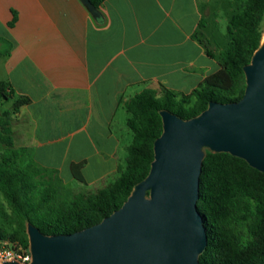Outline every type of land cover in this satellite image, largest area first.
I'll list each match as a JSON object with an SVG mask.
<instances>
[{
    "label": "crops",
    "instance_id": "obj_1",
    "mask_svg": "<svg viewBox=\"0 0 264 264\" xmlns=\"http://www.w3.org/2000/svg\"><path fill=\"white\" fill-rule=\"evenodd\" d=\"M225 1L104 0L99 16L82 0H0L12 45L0 82L31 99L12 114L15 145L62 182L84 162L81 184L110 183L124 167L125 102L145 89L189 94L220 69L209 29Z\"/></svg>",
    "mask_w": 264,
    "mask_h": 264
},
{
    "label": "trees",
    "instance_id": "obj_2",
    "mask_svg": "<svg viewBox=\"0 0 264 264\" xmlns=\"http://www.w3.org/2000/svg\"><path fill=\"white\" fill-rule=\"evenodd\" d=\"M100 16L104 0H90ZM14 22H11V25ZM229 45L219 54L220 69L206 77L189 94L165 89L161 94L145 89L125 102L127 126L133 141L127 147L126 165L110 183L93 192L78 193L69 202L58 201L57 185L50 182L33 201L32 179L44 168L30 158L26 167L15 159L26 151L14 142L12 114L28 104V96H15L9 82H0V104L13 101V108L0 115V142L7 147L0 164V190L18 213L16 227L0 238L30 247L27 223L47 235L68 234L90 227L120 208L134 186L149 173L154 160V143L163 132L161 110L184 119L199 115L210 101H238L245 92L244 66L252 60L264 37V0H244L228 23ZM0 56L10 53L11 43L1 39ZM200 177L198 208L204 217L208 246L201 264H264V172L228 152L206 151ZM84 162L71 166L74 178L84 182ZM246 229V235L237 227Z\"/></svg>",
    "mask_w": 264,
    "mask_h": 264
},
{
    "label": "water",
    "instance_id": "obj_3",
    "mask_svg": "<svg viewBox=\"0 0 264 264\" xmlns=\"http://www.w3.org/2000/svg\"><path fill=\"white\" fill-rule=\"evenodd\" d=\"M82 2L97 14L90 0ZM244 72L238 101H210L190 119L161 110L150 171L120 208L68 234L47 235L29 222L32 260L3 264H201L208 234L198 202L207 149L264 172V37Z\"/></svg>",
    "mask_w": 264,
    "mask_h": 264
},
{
    "label": "rangeland",
    "instance_id": "obj_4",
    "mask_svg": "<svg viewBox=\"0 0 264 264\" xmlns=\"http://www.w3.org/2000/svg\"><path fill=\"white\" fill-rule=\"evenodd\" d=\"M229 1V0H228ZM227 0L224 2V10L223 13L219 16L217 21H212L210 25V31L213 35L212 41L209 42V45L213 49H227L229 45V35H228V23L231 19L232 14L236 9L240 8L244 0H234L232 3L233 10L227 5ZM213 19V18H212ZM216 19V18H214ZM3 57L0 56V80L4 78V69H3ZM13 108V101L6 102L4 104H0V115L2 112L10 110ZM126 119L128 118V113L125 111ZM128 133H126L122 139V144L128 147L133 141V132L129 129ZM15 142V141H14ZM128 145V146H127ZM7 152V147L4 143L0 142V164L2 160V156ZM127 149H125L122 153L124 157V166L126 165V158H127ZM30 157L27 151L21 153L20 157L15 159V166L19 167H26L29 163ZM119 175L116 174L111 180L115 179ZM63 178L67 182H62L61 180L57 179L55 174L50 171H43L40 175H36L32 181L36 184L35 188L32 189L30 192V196L32 197L33 201H37L38 195L41 190L47 186L50 182L57 185L58 188V201L69 202L76 194L81 192H93L96 191L98 188L88 186L86 184H81L77 179H75L70 171L65 170L63 174ZM18 220V213L3 195L2 191L0 190V228L5 230L8 234L12 233V230L16 227V223ZM236 231L243 235H246V229L244 226L237 227Z\"/></svg>",
    "mask_w": 264,
    "mask_h": 264
},
{
    "label": "built area",
    "instance_id": "obj_5",
    "mask_svg": "<svg viewBox=\"0 0 264 264\" xmlns=\"http://www.w3.org/2000/svg\"><path fill=\"white\" fill-rule=\"evenodd\" d=\"M5 260H17L23 263L32 260L30 247L23 246L17 240L9 238H0V264Z\"/></svg>",
    "mask_w": 264,
    "mask_h": 264
}]
</instances>
